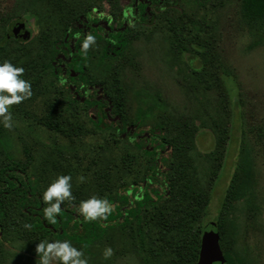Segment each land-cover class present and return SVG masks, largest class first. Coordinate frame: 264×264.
<instances>
[{
  "label": "rangeland",
  "instance_id": "1",
  "mask_svg": "<svg viewBox=\"0 0 264 264\" xmlns=\"http://www.w3.org/2000/svg\"><path fill=\"white\" fill-rule=\"evenodd\" d=\"M64 2L65 9L56 11L43 0H0V20L15 15L30 32L27 38L14 35L24 42L10 41L2 52L21 50L19 45H24L30 50L26 59L39 57V67L52 54L44 49L45 32L51 39L62 38L74 17L94 8L97 16H103L105 10L118 13L115 0ZM241 4L242 0H211L204 5L200 0H179L175 5L162 7L164 11L157 8L147 25L130 30L123 55L102 59V47L97 44L89 49L87 67L95 79L107 82L112 93L113 73L119 71L126 117L140 128L160 126L168 139L182 137L185 144L189 133L196 135L188 150L195 160L199 184L209 187L211 194L208 214L198 223L202 229L208 222H216L241 147L244 141L247 143L255 165L256 187L251 190L258 211L248 213L245 201H237L233 210L236 228L226 238L234 240L233 248L246 264H264V26L247 25ZM17 22L13 21L12 27ZM197 42L207 47L206 59H210L200 73L190 67ZM213 58L216 68L211 66ZM199 78L214 87L220 78L227 92L229 115L216 118L231 130L227 135L210 127L217 117L218 93L199 82ZM55 96L59 97L50 90L46 95L38 94L11 106L13 128L0 125L11 142L10 154L27 167L42 191L57 175H71L75 196L72 202L80 203L92 195L114 196L121 180L129 186L146 176V161L141 153L133 145L118 141L113 130L95 129L90 121L93 112L86 107L73 115L66 112L65 104L57 106L63 113L58 122L64 126L77 124L79 135L65 137L46 127L43 119L48 115V102ZM170 164L168 160L166 165ZM80 175L86 177L84 183L78 182ZM0 245L8 256L6 264H37L36 249H28L18 240L10 243L0 239ZM106 247L114 253L108 260L103 258ZM83 251L89 264H143L127 239L119 234Z\"/></svg>",
  "mask_w": 264,
  "mask_h": 264
},
{
  "label": "trees",
  "instance_id": "2",
  "mask_svg": "<svg viewBox=\"0 0 264 264\" xmlns=\"http://www.w3.org/2000/svg\"><path fill=\"white\" fill-rule=\"evenodd\" d=\"M43 1L50 3L56 11H63L66 6L64 0ZM115 1L117 6L122 2L124 18L113 19V28L110 21L102 23L101 29L104 34L107 32L109 37L100 36V39L113 44V59L124 54L128 47L129 29L147 22L153 4L164 3L167 6L171 3V0ZM173 1L177 4L179 0ZM200 1L204 5L211 0ZM241 13L250 27L264 26V0H242ZM77 16L73 21L74 25L71 24L70 27L68 23L62 38L51 39L48 31L43 34L42 40L46 42L44 49L51 50L52 54L50 60L47 63H40L39 67L37 65L39 57L26 59L30 50L24 45H19L21 50L2 52L10 41H15L17 44L24 42L23 39L16 40L11 29L13 21H20V18L15 15L2 17L0 62L7 59L15 65L24 67V78L32 84L33 96L30 99L38 94L46 95L50 90L54 95L59 96L53 97L48 102V115L43 119V123L51 131L65 137L79 135L80 128L77 124L64 126L58 122L57 118H63V113L57 110L58 105L65 104L66 112L73 115L77 110H81V107L92 108L95 117H89L93 127L99 131L113 130L118 141L133 145L146 161V176L141 180L135 179L129 186L124 185L122 180L119 182L115 195H108V199L116 205V209L107 221L84 222L82 217H77L76 208L79 203L65 202L57 223H48L43 219L42 208L45 205L40 199L43 192L41 185L36 178L31 177L27 167L10 154L11 142L6 136L7 132L0 127V239L10 243L18 240L28 249H36L37 244L42 240L68 239L76 247L88 251L105 238H113V235L119 234L127 239L128 245L141 257L143 264H196L202 235L210 222L204 229L198 223L208 214L211 203L209 187L204 188L199 184L195 160L188 150L191 140L196 135H193V132L189 133L187 135L189 142L185 144L181 141V136V139L179 137L168 139L160 126L150 130H140L136 123L126 117V99L122 91L119 71L113 73L112 93L107 82L95 79L88 67L83 70L80 66L62 60V56H67L66 49L71 52L72 45L77 51V53L72 52L74 61L78 57L79 49L76 42L83 37L72 41L79 32L74 26L83 23L82 16L87 15ZM69 41L72 43L70 44ZM194 48L196 53L191 56L190 67L193 72L200 73L205 68L206 62L210 60L206 59L208 49L200 42H197ZM196 62L201 66L196 67ZM211 66L216 68L215 59ZM71 68L79 69L77 77L71 76ZM61 78L66 79L68 83L64 86L58 85L57 82ZM198 80L205 83L208 89H216L219 100L216 108L217 117L213 118L210 127L216 128L220 135H227L231 130L229 131L216 119H223L224 114L229 115L226 110L229 106L226 90L222 88L219 80H216V87L200 78ZM82 84L85 86L83 89ZM85 90H90L87 97L84 95ZM240 154L220 213L215 219L220 231V245L229 264H246L244 258L236 254L233 248L234 240L229 241L226 238L236 228L233 217L236 202L244 200L248 213L258 211L255 193L251 190L256 187L255 165L252 152L245 141ZM168 160H171V164L167 166ZM141 189H143V198L135 200L134 197ZM26 223L31 224L32 227L25 228ZM14 235H17L16 239L13 238ZM234 255L237 256H235L237 261ZM7 260L8 256L0 245V264H6Z\"/></svg>",
  "mask_w": 264,
  "mask_h": 264
},
{
  "label": "clouds",
  "instance_id": "3",
  "mask_svg": "<svg viewBox=\"0 0 264 264\" xmlns=\"http://www.w3.org/2000/svg\"><path fill=\"white\" fill-rule=\"evenodd\" d=\"M93 13L97 10L94 8ZM161 11H164L161 8ZM103 15V13H101ZM111 19V17H109ZM75 39H79L77 34ZM96 36L87 33L81 43V52L87 55L90 48L96 46ZM25 69L23 66L13 64L5 59L0 62V125L5 129L13 128V114L11 106L19 105L33 96L31 81L24 78ZM58 85L64 86L68 82L61 78ZM81 88H85L82 84ZM90 90H85L84 95L87 97ZM79 183H84L86 177L80 175L77 177ZM73 177L71 175H57L47 188L42 192L40 199L45 205L42 208L43 219L51 224H56L57 219L63 211L62 205L65 202L75 200L73 195ZM143 189L134 199L141 200ZM131 193H129L130 195ZM116 205L107 197H99L92 195L88 199L81 200L76 208L77 217H82L84 222H100L107 221L108 217L113 214ZM25 228L30 229L31 224H25ZM38 255L37 264H89L88 257L82 248H78L68 239L65 240H42L36 246ZM113 249L106 247L103 250V258L110 259L113 256Z\"/></svg>",
  "mask_w": 264,
  "mask_h": 264
},
{
  "label": "flooded vegetation",
  "instance_id": "4",
  "mask_svg": "<svg viewBox=\"0 0 264 264\" xmlns=\"http://www.w3.org/2000/svg\"><path fill=\"white\" fill-rule=\"evenodd\" d=\"M103 1L106 2V0H103ZM172 4L175 5L173 0H171V3L169 5H172ZM121 5H122V2H119L118 13H115V11H110V10L106 11L105 10L103 16H97L95 13H93L92 10H87V11L79 14L80 16L82 14L83 15H85V14L87 15V16H82L83 23H79V26H77V25L74 26V28H77L78 31H79L78 32L79 38H82V37L84 38V36L87 33H89V32L96 36V41H97L96 45L98 44L99 46L102 47V57H101L102 59H111V60H113V44L108 43L107 40L100 39L101 35H104L106 38L109 37V36H107V32L105 34L103 33V30L101 29V24L105 23L106 21H110V23H112V28H113V19H115V20L123 19L124 15L122 13ZM162 7H166V5H164V3H160L158 5H154L153 4L152 7H151V15H149V17L147 18V22L144 25H136V26H134L132 28H136L138 26L147 25L148 22L151 20V18L154 16V10H156L157 8H162ZM79 15L77 17H79ZM109 17H111V19H109ZM74 19H76V17H74L72 19V21L69 23L70 27H71V24H73ZM19 22H22V21H19ZM105 26H108V25L105 24ZM25 27L27 29L26 24H25ZM132 28L129 29V32H130V30ZM111 32L113 33V29H112ZM128 34H127V41H128ZM68 35L69 34H67L66 37H68ZM83 38L79 39L80 41L78 40V42H76L79 51H78V57L75 59V61H74V58H73V55H72V52L77 53L76 48H75L74 45L70 46L71 47V52H68V49H66L67 52L65 54H67V56H64V57L62 56L61 59L64 60L65 62H67V63H73L74 66H80L83 70H85V68L87 67V64H88V62L90 60L91 54H90L89 50H88L87 55H84V53L81 52L80 49H81V43L83 41ZM74 40H76V39L72 38V41H74ZM66 41H67V38L65 39V42ZM72 41L71 42L69 41V43L71 44ZM110 41L113 43V39H111ZM107 54H109V55H107ZM114 59H116V58H114ZM78 70L76 68H71L70 69L71 76L77 77L78 73H79ZM89 110L93 112L92 108H89ZM91 117H95V116L92 115ZM139 129L140 130H145V129L140 128V126H139Z\"/></svg>",
  "mask_w": 264,
  "mask_h": 264
},
{
  "label": "water",
  "instance_id": "5",
  "mask_svg": "<svg viewBox=\"0 0 264 264\" xmlns=\"http://www.w3.org/2000/svg\"><path fill=\"white\" fill-rule=\"evenodd\" d=\"M12 33L21 38L30 36L23 22H17L12 28ZM196 264H228L220 245V231L215 222H210L204 229Z\"/></svg>",
  "mask_w": 264,
  "mask_h": 264
}]
</instances>
